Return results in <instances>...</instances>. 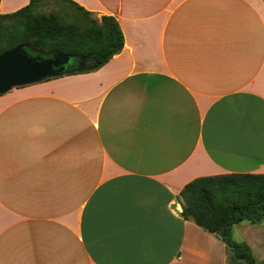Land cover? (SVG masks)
I'll return each mask as SVG.
<instances>
[{
  "label": "crops",
  "instance_id": "obj_1",
  "mask_svg": "<svg viewBox=\"0 0 264 264\" xmlns=\"http://www.w3.org/2000/svg\"><path fill=\"white\" fill-rule=\"evenodd\" d=\"M71 1L115 18L125 45L0 95V264H228L179 196L264 175V1ZM232 238L264 264V219Z\"/></svg>",
  "mask_w": 264,
  "mask_h": 264
},
{
  "label": "trees",
  "instance_id": "obj_2",
  "mask_svg": "<svg viewBox=\"0 0 264 264\" xmlns=\"http://www.w3.org/2000/svg\"><path fill=\"white\" fill-rule=\"evenodd\" d=\"M40 1L31 0L15 13L0 15V56L20 45H29L27 51L32 56H39L41 51L74 56L63 75L72 76L96 72L122 52L124 35L115 18L103 17L100 26L94 21L84 28L64 26L55 17L38 13ZM64 1L88 19L93 15L71 0ZM84 60L86 67H79ZM179 199L185 220L216 235L226 244L230 255L228 264H263L256 260L247 244L234 242L232 230L243 222L260 224L264 219V175L198 178L182 190Z\"/></svg>",
  "mask_w": 264,
  "mask_h": 264
},
{
  "label": "water",
  "instance_id": "obj_3",
  "mask_svg": "<svg viewBox=\"0 0 264 264\" xmlns=\"http://www.w3.org/2000/svg\"><path fill=\"white\" fill-rule=\"evenodd\" d=\"M74 59V56L61 53L50 58L32 56L25 45L17 46L0 56V95L15 88L61 77Z\"/></svg>",
  "mask_w": 264,
  "mask_h": 264
},
{
  "label": "rangeland",
  "instance_id": "obj_4",
  "mask_svg": "<svg viewBox=\"0 0 264 264\" xmlns=\"http://www.w3.org/2000/svg\"><path fill=\"white\" fill-rule=\"evenodd\" d=\"M37 11L39 14L45 16H53L55 17L60 24L64 26H72V27H86L91 21H94L96 25H102V19L104 16L92 15L90 19L85 17L82 12H80L76 7L70 4L68 1L64 0H41L37 4ZM26 48H29V45H25ZM39 56L44 58H50L53 55L48 51H41L38 53ZM78 64L79 67L85 68L86 64L84 63ZM235 242V241H234ZM230 256V255H229Z\"/></svg>",
  "mask_w": 264,
  "mask_h": 264
}]
</instances>
